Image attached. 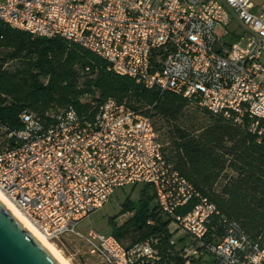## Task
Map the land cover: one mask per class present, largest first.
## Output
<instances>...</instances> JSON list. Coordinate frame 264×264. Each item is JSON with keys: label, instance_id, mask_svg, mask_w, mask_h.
I'll list each match as a JSON object with an SVG mask.
<instances>
[{"label": "built area", "instance_id": "1", "mask_svg": "<svg viewBox=\"0 0 264 264\" xmlns=\"http://www.w3.org/2000/svg\"><path fill=\"white\" fill-rule=\"evenodd\" d=\"M0 22L35 37L78 43L118 75L195 97L236 122L245 115L258 118L264 139V3L0 0ZM230 22L244 34L229 32ZM23 119L26 127L16 133L21 144L0 150V191L49 240L75 233L77 223L117 188L150 184L158 209L193 240L179 251L185 264L204 253L215 264H264V249L246 251L244 238L229 234L216 244L205 241L215 212L207 199L186 215L174 214L197 194L166 162L149 117L110 100L86 123L68 112L41 132L31 114ZM88 239L108 264H131L137 255L151 254L147 245L129 251L113 235L90 231Z\"/></svg>", "mask_w": 264, "mask_h": 264}, {"label": "trees", "instance_id": "2", "mask_svg": "<svg viewBox=\"0 0 264 264\" xmlns=\"http://www.w3.org/2000/svg\"><path fill=\"white\" fill-rule=\"evenodd\" d=\"M110 100L152 120L166 162L195 190L197 195L174 214L186 215L205 198L215 206L206 224V242L216 244L232 234L244 238L246 251L256 245L264 249L260 119L245 115L236 122L205 109L195 97L118 75L105 59L78 43L35 37L0 22V150L21 144L16 133L25 129L26 113L43 132L68 112L81 123L90 122ZM135 186L137 198L122 204L130 215L111 235L129 251L150 248V255L139 254L131 264H185L179 251L189 244V236L173 235V221L156 206L150 184Z\"/></svg>", "mask_w": 264, "mask_h": 264}, {"label": "rangeland", "instance_id": "3", "mask_svg": "<svg viewBox=\"0 0 264 264\" xmlns=\"http://www.w3.org/2000/svg\"><path fill=\"white\" fill-rule=\"evenodd\" d=\"M253 1L261 4L264 0ZM226 28L229 32L234 31L238 35L244 34L242 27H238L235 22H230ZM227 38L230 42L236 41V38L232 35ZM138 190L139 186L132 184L117 188L101 208L92 211L77 223L75 233H67L58 239L50 241L70 264H108L97 251L93 252V249L96 248L89 242L88 233L94 231L104 235H111L115 225L121 224L130 215L122 211V204L127 198L135 200ZM170 230L175 237L185 235L174 222L170 223ZM189 240V243L193 242L190 237ZM202 258L203 260L191 261V264H215L212 254L204 253Z\"/></svg>", "mask_w": 264, "mask_h": 264}, {"label": "water", "instance_id": "4", "mask_svg": "<svg viewBox=\"0 0 264 264\" xmlns=\"http://www.w3.org/2000/svg\"><path fill=\"white\" fill-rule=\"evenodd\" d=\"M0 264H65L1 195Z\"/></svg>", "mask_w": 264, "mask_h": 264}, {"label": "bare ground", "instance_id": "5", "mask_svg": "<svg viewBox=\"0 0 264 264\" xmlns=\"http://www.w3.org/2000/svg\"><path fill=\"white\" fill-rule=\"evenodd\" d=\"M0 195L9 203V205L19 214V216L30 226V228L48 245V247L65 263L70 264L69 261L55 248L54 244L43 235L28 219L27 217L0 191Z\"/></svg>", "mask_w": 264, "mask_h": 264}, {"label": "crops", "instance_id": "6", "mask_svg": "<svg viewBox=\"0 0 264 264\" xmlns=\"http://www.w3.org/2000/svg\"><path fill=\"white\" fill-rule=\"evenodd\" d=\"M253 1V0H252ZM256 5H261L262 3H264V1H262V3L261 4H257V1H253ZM202 260H203V258H202Z\"/></svg>", "mask_w": 264, "mask_h": 264}]
</instances>
